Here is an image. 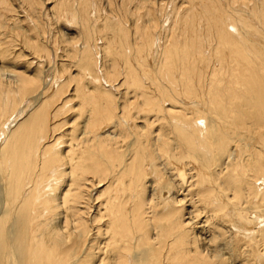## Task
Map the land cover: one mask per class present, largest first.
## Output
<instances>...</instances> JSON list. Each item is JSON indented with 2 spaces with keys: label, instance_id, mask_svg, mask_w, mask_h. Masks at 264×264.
Listing matches in <instances>:
<instances>
[{
  "label": "bare ground",
  "instance_id": "bare-ground-1",
  "mask_svg": "<svg viewBox=\"0 0 264 264\" xmlns=\"http://www.w3.org/2000/svg\"><path fill=\"white\" fill-rule=\"evenodd\" d=\"M71 1L75 74L0 41V264H264V0H123V74Z\"/></svg>",
  "mask_w": 264,
  "mask_h": 264
},
{
  "label": "rangeland",
  "instance_id": "rangeland-1",
  "mask_svg": "<svg viewBox=\"0 0 264 264\" xmlns=\"http://www.w3.org/2000/svg\"><path fill=\"white\" fill-rule=\"evenodd\" d=\"M27 1L28 0H23V2L25 3L24 4L22 2V0H20V1L19 0H11V1L7 0L6 1L7 5L5 3L0 4V12H1L0 13V25H1L0 30L2 29L0 31V34H1L0 35V41L4 44V46L8 50H10L9 48L12 49L10 51V53L14 52V53L18 54V56H16V59L14 61L15 63L12 62L11 64H14L13 66L17 70L26 72V74H29V75H31L34 72V70H36L38 67H40V70L42 71V73H41L42 76L45 75V76L51 77L55 70H56L57 75H59V76L61 75V78H63V77L66 78L69 75V72H70V74H75L76 69L74 67L75 64L73 62V58L71 57L72 56L71 54H75L76 53L75 50L76 51L79 50L77 45H79V47H81L82 41H84L86 39L85 36L81 32L80 23L73 22V20H71L69 14H68L71 10H74V12H77V13L79 12L77 10V3H75V5L73 6L72 5L73 2L71 0H69V1H67V0H36V1L30 0V3ZM33 1L35 2L34 4L32 3ZM182 1L186 2L187 0H182ZM182 1L178 0L176 2L177 5L180 6L181 4H185V3H182ZM219 1H217L216 5L218 6V8L223 10L222 4H224V3H222V0H219ZM122 4L123 5L125 4L123 2V0H89L88 5H91V6H88V10H87L88 13H86V18H88V21H90L92 25H97V28H98L97 29L98 33L97 32L94 33L92 39L89 40V41H91L90 43H93L96 41L95 44H97V45H100V43L102 42V46H106V45L107 46L109 45L110 47L114 46L115 47L114 56H115L116 62H118V63H116V65L118 67V71L121 74H123L124 68L122 69V67H121L122 62H120L121 60L119 61V57H118L119 53L121 51H123V47L120 46V43L123 46V44H125V42L127 44L130 42L129 47L131 46L130 44H132L131 48L129 49L130 55L128 54L129 55L128 60H131V62H129V63L133 64L134 67H138L137 60H140V58H136V60L134 58H132L133 53H131V50L134 49L132 47H135L136 44L139 42V41L137 42V40H135L136 39V37L134 38L135 34L133 36V33H134L133 31L135 30V24H136V20H137L135 18V16L134 15L132 16V14H131L134 10V7H133V4L128 3L127 8L131 11V13L123 15V13H122L123 11L121 10V8L123 6ZM186 4H189V1ZM10 5L12 8V11H10L11 9H9ZM69 5H71V7ZM3 9H4V11H3ZM62 9L64 10V12ZM65 9H66V12H65ZM91 9L94 11L95 10L97 11L98 17L92 18L91 14L89 15V12ZM157 9H158L157 11L159 12L161 8H157ZM237 9H239V10H237ZM241 9H242V7H236L235 10L237 12H240ZM168 11H170V9H168ZM79 13H81V12H79ZM92 13H93V11H92ZM81 14H82V17L84 19L85 15H83V13H81ZM121 16H123V17H121ZM124 16H126V17H124ZM246 17H247V19L248 18L251 19L250 16H246ZM90 18H92V19H90ZM16 21L20 23L19 24L20 28H18V29L13 28V22H16ZM120 21L121 22L123 21L122 25H121ZM167 22H168L167 18L164 17L163 23H166L165 26L167 25ZM104 24H108V25H104ZM98 26H100L101 28ZM124 26H126V27H124ZM104 27H106L110 31L105 29ZM127 27H131V30H130V28H127ZM99 30H101V33ZM129 31H131V33ZM127 32H128V34H126ZM16 34H19V35H16ZM131 34H132V38H131L132 41L129 38V36ZM14 35H15V37H14ZM17 37H19V38H17ZM74 37H77L76 47H75V45H73V43L72 44L69 43V41ZM119 37H120V39H119ZM9 38L11 40H9ZM23 40H24V42H23ZM28 40L30 42H28ZM133 40H135L136 42ZM11 41H12V43H14L16 45L14 46V44H13V46H12ZM25 41H27V42H25ZM37 42L41 43L40 45L43 46V49L42 50L40 49L39 51H37V50L33 51V49H35L33 45H35V46L39 45ZM26 43H30V44L32 43V45H30V44L26 45ZM97 45H96V47H97ZM98 48L99 47L94 49V53L97 52V53H95V56L98 58H102V61L104 60L103 62L105 64H107L108 67H110V65H111L110 61H112V59L110 58V55L107 56L106 54H103L102 51L99 50ZM18 50L20 52L21 51L22 52L20 53ZM38 52H40V54H39L40 59L36 58ZM117 52H119V53H117ZM117 54H118V56H117ZM19 55H24L25 58H23L22 56L19 57ZM100 55H103V56H100ZM104 55H105V57H104ZM33 57H35V58H33ZM20 59H21V61H20ZM26 59H28V60H26ZM133 59H134V61H132ZM37 61H38V64H37ZM11 64H10V66H12ZM118 64H120V65H118ZM62 67H64V68H62ZM58 73H60V74H58ZM120 73H119V75H120ZM121 77H122L121 75L118 76L116 78V80H118V81L122 80ZM73 86H74L73 83H70L67 86V90L65 89V91H64L65 93H63V97L70 99V94L72 93L71 88ZM66 118H68V117H66ZM69 118H71V116H69Z\"/></svg>",
  "mask_w": 264,
  "mask_h": 264
}]
</instances>
